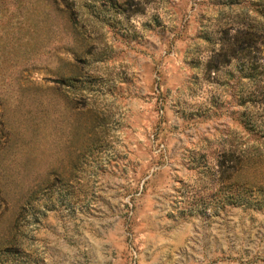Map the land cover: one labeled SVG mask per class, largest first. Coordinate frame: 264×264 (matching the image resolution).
Listing matches in <instances>:
<instances>
[{"label": "rangeland", "instance_id": "rangeland-1", "mask_svg": "<svg viewBox=\"0 0 264 264\" xmlns=\"http://www.w3.org/2000/svg\"><path fill=\"white\" fill-rule=\"evenodd\" d=\"M67 1L0 0V264H264L259 0Z\"/></svg>", "mask_w": 264, "mask_h": 264}, {"label": "trees", "instance_id": "trees-1", "mask_svg": "<svg viewBox=\"0 0 264 264\" xmlns=\"http://www.w3.org/2000/svg\"><path fill=\"white\" fill-rule=\"evenodd\" d=\"M63 2H64V4L66 5L67 3H68V1L67 0H63ZM113 3H114V1H112ZM259 2H260V4H261V9L263 10V12L262 13H264V0H259ZM116 3V2H115ZM258 29H260V31L262 32V33H264V22H261V23H259L258 24ZM239 38H240V36L237 34V33H235L234 34V42H237L238 40H239ZM249 39H252L251 37H249ZM250 73H248L249 75L248 76H251L252 74H253V72L252 71H249ZM1 242H0V252L1 251H3V249L1 248Z\"/></svg>", "mask_w": 264, "mask_h": 264}]
</instances>
